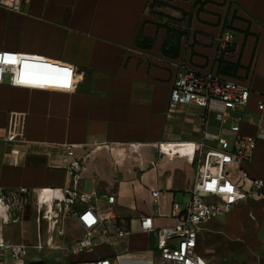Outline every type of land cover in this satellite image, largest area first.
<instances>
[{
  "label": "crops",
  "instance_id": "0c3cea01",
  "mask_svg": "<svg viewBox=\"0 0 264 264\" xmlns=\"http://www.w3.org/2000/svg\"><path fill=\"white\" fill-rule=\"evenodd\" d=\"M151 1L34 0L21 12L0 7V51L69 66L78 82L75 91L0 85V190L67 187V147L75 146L80 157L101 146L85 162L83 188L90 180L91 192L98 193L97 207L101 199L108 205L107 197L116 196L111 207L123 212L122 217L114 214L119 225L132 231L125 239V252L132 253L156 245L154 234L140 230L142 216L155 217L157 227L173 224V219L157 217L152 191H160L167 210L173 205L184 210L178 193L190 194L196 177L186 158L159 151L165 144L166 152H182L173 144L201 138L203 109L169 108L177 73L218 72L249 87L250 101L238 112L244 118L241 132L256 137L264 127V110L258 109L264 101V0H162L173 7L164 18L149 12ZM165 24L188 31L176 59L163 54ZM227 30L235 34V47L223 72L218 44ZM139 35L153 40V46L138 47ZM12 123L22 125L17 140L9 139ZM130 145L139 147L140 157ZM245 169L264 180L263 141ZM28 215L27 208L15 225ZM72 221L80 234L68 244L84 235ZM5 238L28 245L20 234L5 233ZM119 242L96 246L90 256L120 254L115 250ZM197 251L212 264H264V200L235 207L207 224Z\"/></svg>",
  "mask_w": 264,
  "mask_h": 264
},
{
  "label": "built area",
  "instance_id": "2783aa9c",
  "mask_svg": "<svg viewBox=\"0 0 264 264\" xmlns=\"http://www.w3.org/2000/svg\"><path fill=\"white\" fill-rule=\"evenodd\" d=\"M34 0H0V7L12 12H21L25 5ZM264 28V23H263ZM235 47L232 30L223 33L218 44V63L231 55ZM10 87L41 88L75 91L78 82L74 69L52 63L36 56H24L14 51H0V85ZM252 91L239 82L218 72L197 73L182 70L171 83L169 108L174 111L180 106H195L205 111L199 141L173 144L184 148L185 155L166 154L160 144V154L186 158L196 168V177L191 197L184 210L178 205L167 207L161 203V193L153 190L151 195L157 207L158 218L173 219L168 227H157L155 217L142 216V233L154 234L156 245L143 252H124L104 257H92L96 246L115 245L132 235L129 228L118 223L114 213L101 211L97 207L98 193L85 192L81 175L85 162L91 154L100 150L97 146L84 156H76L75 146L67 147L70 158L66 168L69 185L64 188L0 190V264L9 256L13 264H24L26 246L14 244L5 238V227L20 221L28 208L34 209L42 232L46 226L44 245L36 246L58 251L54 264H212L197 251L198 239L204 227L212 221L226 216L235 207L251 201L264 200V180L252 177L245 169L253 160L257 145L264 142V127L256 137H246L241 132L244 118L238 112L250 101ZM258 109L264 110V101ZM210 125L215 129L211 130ZM21 123H12L10 140L21 135ZM110 152L113 148L105 146ZM129 150L139 156V147L130 145ZM140 157V156H139ZM107 203L115 205L116 196L109 195ZM74 220L84 231L83 237L71 244H64V229L68 221ZM113 221L112 231L108 222ZM41 241L43 235L39 236ZM89 257H83L84 255ZM59 255V256H58Z\"/></svg>",
  "mask_w": 264,
  "mask_h": 264
},
{
  "label": "rangeland",
  "instance_id": "374dc122",
  "mask_svg": "<svg viewBox=\"0 0 264 264\" xmlns=\"http://www.w3.org/2000/svg\"><path fill=\"white\" fill-rule=\"evenodd\" d=\"M93 188V185L91 183L90 180H86L84 183V190L85 192H91ZM178 203L180 204V207L182 209H185L186 207V203L187 201L190 199L191 195L190 194H184L183 193H178ZM102 200V204L99 207V209L101 211H113V213L117 216V217H122L123 216V212L118 211L116 209H114L113 207L107 205L104 201V199ZM113 208V209H112ZM29 212L28 215V220L15 225V224H11L5 227V233H16V234H20L23 237H25L26 239H28V245L26 246V259L25 260H38L40 258L46 257L47 258V262L48 264H54V256H57V252L58 251H50L48 250L45 246L44 248H37L36 246L43 244L46 240V226L43 227L42 232L40 231L38 222H37V215L35 214V210L32 209ZM66 232L64 235V244H68L67 242H69L70 240H72L73 238H76L80 233H79V229L78 227L73 223L72 220L68 221L66 223ZM108 226L109 228L114 231L116 228V224L113 221L108 222ZM124 227V226H123ZM126 228V227H124ZM43 235V240L41 241V239H39V236ZM127 244H126V240L123 242H119L116 246H115V250L117 253H122L127 251ZM90 255V254H89ZM89 255H84L83 257H89ZM59 256V255H58ZM5 263L6 264H13V261L11 260V258L9 256L5 257ZM61 264H66V261L64 259H62V263Z\"/></svg>",
  "mask_w": 264,
  "mask_h": 264
},
{
  "label": "trees",
  "instance_id": "16d2710c",
  "mask_svg": "<svg viewBox=\"0 0 264 264\" xmlns=\"http://www.w3.org/2000/svg\"><path fill=\"white\" fill-rule=\"evenodd\" d=\"M149 12L157 17L164 18L166 16V13H164L165 10L173 9L172 6H170L168 3L162 1V0H152L148 5ZM183 20L187 19L186 13H181ZM170 20L175 21V19L167 17ZM160 25V24H159ZM165 28H167V38L163 45V54L172 59H176L180 55V46L182 38L187 34L188 31L182 30L178 27H171L170 25H164ZM154 41L151 39H146L142 35H139L137 38L136 44L140 48H151L153 46ZM225 60L219 61V69L221 71L225 72L227 69V64L225 63Z\"/></svg>",
  "mask_w": 264,
  "mask_h": 264
},
{
  "label": "bare ground",
  "instance_id": "6f19581e",
  "mask_svg": "<svg viewBox=\"0 0 264 264\" xmlns=\"http://www.w3.org/2000/svg\"><path fill=\"white\" fill-rule=\"evenodd\" d=\"M164 145H165V144H163V146H164ZM164 151H165V150H164ZM186 152H187V151H186L184 148H182V152H178V153H173V152L170 153V152H166V151H165L166 154H168V153H169L170 155L181 154V156H182V155H185Z\"/></svg>",
  "mask_w": 264,
  "mask_h": 264
},
{
  "label": "water",
  "instance_id": "95a60500",
  "mask_svg": "<svg viewBox=\"0 0 264 264\" xmlns=\"http://www.w3.org/2000/svg\"><path fill=\"white\" fill-rule=\"evenodd\" d=\"M24 264H45V261L43 260H40V261H32V262H27V263H24Z\"/></svg>",
  "mask_w": 264,
  "mask_h": 264
}]
</instances>
